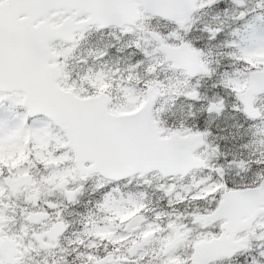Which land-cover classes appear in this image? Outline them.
<instances>
[{
	"label": "snow or ice",
	"instance_id": "1",
	"mask_svg": "<svg viewBox=\"0 0 264 264\" xmlns=\"http://www.w3.org/2000/svg\"><path fill=\"white\" fill-rule=\"evenodd\" d=\"M0 264H264V0H0Z\"/></svg>",
	"mask_w": 264,
	"mask_h": 264
}]
</instances>
